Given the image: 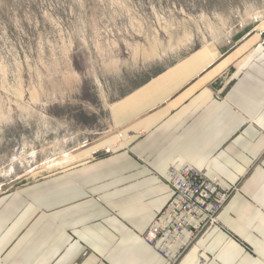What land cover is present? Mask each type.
Instances as JSON below:
<instances>
[{
  "label": "crops",
  "instance_id": "1",
  "mask_svg": "<svg viewBox=\"0 0 264 264\" xmlns=\"http://www.w3.org/2000/svg\"><path fill=\"white\" fill-rule=\"evenodd\" d=\"M109 114L70 165L0 194V264H168L143 235L184 163L236 189L179 264H264V33L148 74Z\"/></svg>",
  "mask_w": 264,
  "mask_h": 264
},
{
  "label": "rangeland",
  "instance_id": "2",
  "mask_svg": "<svg viewBox=\"0 0 264 264\" xmlns=\"http://www.w3.org/2000/svg\"><path fill=\"white\" fill-rule=\"evenodd\" d=\"M262 33L264 0H0V194L70 165L148 74Z\"/></svg>",
  "mask_w": 264,
  "mask_h": 264
},
{
  "label": "built area",
  "instance_id": "3",
  "mask_svg": "<svg viewBox=\"0 0 264 264\" xmlns=\"http://www.w3.org/2000/svg\"><path fill=\"white\" fill-rule=\"evenodd\" d=\"M111 152L110 147L104 149L106 154ZM164 179L171 197L143 239L168 264H179L198 239L219 224L220 213L236 187L224 188L218 177L208 176L189 163L171 167Z\"/></svg>",
  "mask_w": 264,
  "mask_h": 264
}]
</instances>
